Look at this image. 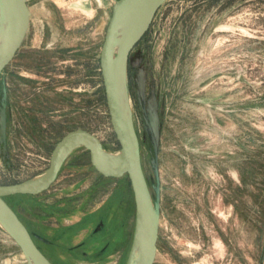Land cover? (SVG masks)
Listing matches in <instances>:
<instances>
[{
    "label": "rangeland",
    "instance_id": "rangeland-1",
    "mask_svg": "<svg viewBox=\"0 0 264 264\" xmlns=\"http://www.w3.org/2000/svg\"><path fill=\"white\" fill-rule=\"evenodd\" d=\"M114 1L26 0L23 45L0 71V185L44 173L72 130L119 152L99 70ZM126 88L153 202L158 149L154 264H264V0H166L128 55ZM6 201L50 241L37 245L52 264H128L129 180L99 175L82 146L47 191ZM0 264H27L2 226Z\"/></svg>",
    "mask_w": 264,
    "mask_h": 264
},
{
    "label": "water",
    "instance_id": "water-1",
    "mask_svg": "<svg viewBox=\"0 0 264 264\" xmlns=\"http://www.w3.org/2000/svg\"><path fill=\"white\" fill-rule=\"evenodd\" d=\"M9 18V33L0 47V71L9 65L23 45L29 28L30 11L26 0H4ZM166 0H115L111 9L104 40L99 55V70L102 78L106 106L111 127L120 150L115 160L103 162L99 158L101 145L91 133L76 129L66 133L54 146L47 169L41 175L21 183L0 185V226L12 237L24 255L27 264H52L41 252L35 239L50 242L29 233L15 211L4 198L14 195L36 196L49 189L55 182L63 161L77 147H83L89 153L93 169L104 178L119 179L127 176L133 194L135 210V231L140 241L139 264H154L157 252L159 219L157 196L159 177L157 173V145L153 143L155 202L143 174L139 148L134 133L132 117L127 119L121 98V79L126 76L128 55L136 43L145 35L151 21ZM128 16L136 20L127 32L120 48L114 53L115 38L120 23ZM1 141L6 148V97L0 111ZM70 151V152H69ZM69 152V153H68ZM133 245V243H132ZM132 247L129 255L130 261Z\"/></svg>",
    "mask_w": 264,
    "mask_h": 264
},
{
    "label": "bare ground",
    "instance_id": "bare-ground-1",
    "mask_svg": "<svg viewBox=\"0 0 264 264\" xmlns=\"http://www.w3.org/2000/svg\"><path fill=\"white\" fill-rule=\"evenodd\" d=\"M135 20H136L135 16H128L120 23L117 29V34L115 38L114 53H116L118 49L120 48L127 32L129 31L131 26L134 24ZM8 33H9L8 11H7L5 1L0 0V47L5 42L8 36ZM121 98H122V103H123L126 117L131 122L132 112H131V106H130V98H129V95L127 93V88H126V76L125 75H123L121 79ZM117 156H118V153L110 154V153L103 151L101 148L99 149V158L103 162H111L115 160ZM139 261H140V241H139V237L136 235L134 238L133 245H132V252H131L129 264H139Z\"/></svg>",
    "mask_w": 264,
    "mask_h": 264
},
{
    "label": "trees",
    "instance_id": "trees-1",
    "mask_svg": "<svg viewBox=\"0 0 264 264\" xmlns=\"http://www.w3.org/2000/svg\"><path fill=\"white\" fill-rule=\"evenodd\" d=\"M129 186V185H128ZM4 200L6 201V198H4ZM7 202V201H6ZM19 217V216H18ZM44 238V237H43ZM35 241V243H36V245H37V243H42V242H40V241H37V240H34ZM44 244V243H43ZM38 246V245H37Z\"/></svg>",
    "mask_w": 264,
    "mask_h": 264
},
{
    "label": "crops",
    "instance_id": "crops-1",
    "mask_svg": "<svg viewBox=\"0 0 264 264\" xmlns=\"http://www.w3.org/2000/svg\"><path fill=\"white\" fill-rule=\"evenodd\" d=\"M9 103V98H8V101H7V104ZM8 106V105H7Z\"/></svg>",
    "mask_w": 264,
    "mask_h": 264
},
{
    "label": "flooded vegetation",
    "instance_id": "flooded-vegetation-1",
    "mask_svg": "<svg viewBox=\"0 0 264 264\" xmlns=\"http://www.w3.org/2000/svg\"><path fill=\"white\" fill-rule=\"evenodd\" d=\"M17 53H18V52H17ZM17 53H16V55H17ZM16 55H15V56H16ZM14 58H15V57H14ZM49 242H50V241H49ZM49 244H50V243H49Z\"/></svg>",
    "mask_w": 264,
    "mask_h": 264
}]
</instances>
